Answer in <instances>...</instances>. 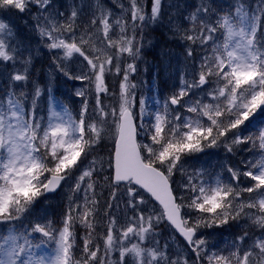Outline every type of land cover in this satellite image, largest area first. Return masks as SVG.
<instances>
[{"label":"snow or ice","instance_id":"1","mask_svg":"<svg viewBox=\"0 0 264 264\" xmlns=\"http://www.w3.org/2000/svg\"><path fill=\"white\" fill-rule=\"evenodd\" d=\"M114 2L119 14L103 0L67 11L53 0H0V264H264V0H235L226 11L199 0L183 21L170 18L185 68L154 112L140 98L139 117L132 78L163 0H150V11L149 0ZM22 14L32 16L30 31L56 68L82 83L78 112L49 87L43 114L44 89L31 78V52L24 55L29 45L7 18ZM105 140L106 156L98 152ZM240 145L254 153L243 167L189 164L209 149L234 155ZM65 186L58 220L34 215ZM121 203L123 223L113 211ZM241 221L242 234L223 247L201 231ZM161 224L175 249L156 239Z\"/></svg>","mask_w":264,"mask_h":264},{"label":"rangeland","instance_id":"2","mask_svg":"<svg viewBox=\"0 0 264 264\" xmlns=\"http://www.w3.org/2000/svg\"><path fill=\"white\" fill-rule=\"evenodd\" d=\"M230 2L231 6H228L227 2ZM92 0H85L86 4H90ZM126 2V0H125ZM199 2V0H163V14L164 19L159 22V26L165 30H169V19L176 23L183 21V16L187 15V12L191 11L192 8ZM213 6L217 10H224L225 7L232 8L235 4V0H212ZM243 2L248 5L251 4L255 6L257 0H243ZM81 3V0H53V7L58 8L60 11H67L69 5L76 4L79 5ZM103 3L106 5V7H109L113 10L114 13L119 14L120 8L117 6V4L114 2V0H103ZM171 5V7L169 6ZM148 10L150 11V0L148 5ZM8 20L11 22V25L14 27L17 36L22 39L25 44L29 45L28 51L24 52V55L27 56L29 54V51L31 52L33 56V61L35 59L39 58H46V60L41 61L42 69H38V66L35 65V63L32 61V68H31V78L38 81L41 87L44 89L43 96L41 99V107L45 108V112L43 113L46 115V105L48 102L49 94L48 89L51 88V94L55 98L56 101H62L65 100L67 102V105L70 110L78 112L80 106H81V97H77L75 95V92L78 88H81L83 85L80 81L77 80H70L66 76L63 75L57 68L56 65L53 63V59L51 54L48 52V50L43 47L42 44H40V38L39 36L35 35L32 31H30V28L33 25V19L32 16L29 14H22V15H9ZM90 16L88 14L87 7L85 8L84 14H82L79 18L78 23L83 25H86L89 22ZM27 21V23H25ZM165 23V24H164ZM150 27V26H149ZM152 38L153 36L145 33L144 31V48H143V58L138 61V69L135 75L133 76V82H135L138 86L135 89V106L138 105V99L141 97L138 96V93L143 94L144 90H137L140 84H143L141 80V75L145 74V71L143 69V63L146 56V53L149 51H152ZM178 42V41H177ZM43 52V53H40ZM159 56V55H158ZM77 65H72V70H75ZM161 68L163 70V73L165 75V81L164 79L160 77V83L161 86L164 87L165 95L166 97L170 95L175 89L173 85H176L178 87L179 85V75L180 72L185 68V62L183 61V57L181 54L174 53L171 51L169 54L164 55V60L162 62ZM188 71H192L191 63L188 64ZM0 85H6V80H4L2 77H0ZM166 87L168 88L166 90ZM187 99V98H186ZM45 101V102H44ZM155 100V105H156ZM108 100H105V103H107ZM94 103V101H93ZM134 106V108H135ZM157 106V105H156ZM250 145H240L236 153L233 154H227L225 153L224 149L218 148V149H209L207 150V153L205 154H199L198 157L193 158L189 161V164L191 167L194 168H200L204 167L206 169H211L212 167H215L216 170H219V167L222 163L225 161L232 163L233 165H239L243 167V165H240L241 160H248L252 159L254 156L253 152L248 151L250 148ZM108 141L105 140L104 143H102L99 146L98 152L101 155L106 156L108 153ZM243 179V178H242ZM175 180L179 182L181 180V176L179 173H176ZM119 195V194H118ZM109 196V191L105 190L103 193V199L106 200ZM248 194L245 193V197H247ZM59 200L56 196L48 198L47 201H40L41 209H38L36 207V211L38 212H44L49 216L50 218L54 220H58L60 218L61 213L64 211L67 203V186L63 187L61 189V192L58 194ZM148 207H152V204H150ZM156 210L159 211L158 207L155 206ZM59 211V215L56 216L58 213L56 211ZM114 214H116L120 220L121 223L124 221V206L121 203V206L119 208V211L116 212L114 209ZM54 212V215H53ZM35 215V213H34ZM128 215H132L131 211L128 212ZM56 216V217H55ZM233 229H240V233H237L238 235L242 234V230L244 228V222L241 221L239 224H232ZM226 229V226H224ZM79 229V228H78ZM218 228H211V229H202L201 231L204 233H207L209 236V239L211 242H213L215 245L218 244L219 231H217ZM157 232L160 233L159 236L156 237L160 241L161 247L163 246L165 241H168L171 245L172 249H175L176 247V241L173 240L172 233L169 231L168 228L164 226V224H161L157 229ZM84 234V231L82 232V235ZM224 239V240H223ZM222 244L218 247H223L226 243L232 241V239H226L223 238ZM114 256H118V253H115Z\"/></svg>","mask_w":264,"mask_h":264},{"label":"trees","instance_id":"3","mask_svg":"<svg viewBox=\"0 0 264 264\" xmlns=\"http://www.w3.org/2000/svg\"><path fill=\"white\" fill-rule=\"evenodd\" d=\"M227 4H228V6H231L229 1L227 2ZM224 9L226 11L229 8L225 7ZM163 19H164V14L162 15L161 20H163ZM145 33H148V34L153 36V38H152V40H153L152 41V48L153 49H152V51H149V52L146 53V56H145L146 60L144 62V66H143V69L145 71L144 81H151V76H152L151 66H152V63L156 64V61H158V63H161L162 60H163L162 55L169 54L171 51H173V49L181 50L182 54L184 53V49H183V46L181 45V43L178 40L170 39V36H171L170 31L161 28L159 26V22L156 25H153L152 27L150 26V27L146 28L145 29ZM40 53H43V52H40ZM158 55L160 56L159 58H158ZM44 60H46V58H42V57L39 58L38 57L33 62L35 63V65L38 66V69H42V66H40V65H41V61H44ZM189 63H191V61ZM64 102L67 104V102L65 100H64ZM150 102H151V98L148 99V104L146 106V111L148 113L151 112L150 109L148 108V105H149ZM97 191L99 192V189H97ZM41 201H47V200H43L42 199ZM36 207L38 209H41L40 203ZM36 213H39V210H38V212L36 211L35 214ZM56 213H58L56 215V216H58L59 215V211L57 210ZM53 215H54V212H53ZM77 231H78V234L80 236H82V232L84 230L83 229H77ZM82 243L83 242L81 240L80 244L82 245Z\"/></svg>","mask_w":264,"mask_h":264},{"label":"water","instance_id":"4","mask_svg":"<svg viewBox=\"0 0 264 264\" xmlns=\"http://www.w3.org/2000/svg\"><path fill=\"white\" fill-rule=\"evenodd\" d=\"M49 194H51V193H49ZM49 194H47V195H49Z\"/></svg>","mask_w":264,"mask_h":264}]
</instances>
